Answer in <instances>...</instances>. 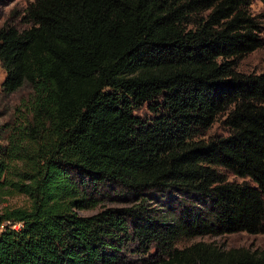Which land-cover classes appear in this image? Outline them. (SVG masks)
Here are the masks:
<instances>
[{
  "label": "trees",
  "instance_id": "1",
  "mask_svg": "<svg viewBox=\"0 0 264 264\" xmlns=\"http://www.w3.org/2000/svg\"><path fill=\"white\" fill-rule=\"evenodd\" d=\"M25 1L28 28L0 27L1 93L28 91L0 126V199L28 200L0 212V264H264L175 247L264 235V72L237 70L264 45L252 0Z\"/></svg>",
  "mask_w": 264,
  "mask_h": 264
},
{
  "label": "rangeland",
  "instance_id": "2",
  "mask_svg": "<svg viewBox=\"0 0 264 264\" xmlns=\"http://www.w3.org/2000/svg\"><path fill=\"white\" fill-rule=\"evenodd\" d=\"M30 1L25 0H0V27L5 23L13 25L19 30L28 28V25L22 21V16L24 11ZM250 11L253 15L260 18L262 28H263V38H264V6L259 0H252L250 6ZM237 70L244 74L249 73H263L264 72V45L262 48L254 51L245 58L239 61ZM6 73L0 64V126L4 123L11 121L16 114L17 108L20 107L21 100L26 99L28 91L24 89L20 92L11 94L9 96L3 95L1 93V85L5 80ZM140 117L148 118L150 112L147 107H143L136 112ZM221 118L215 122L211 128L207 131L205 137L213 136H224L227 134V129L221 124ZM230 180L241 181V179L229 176ZM174 195V199L170 194H154L153 203L154 206L165 204L178 205L180 200L186 201L189 204H194L198 210L204 208L203 202L198 201L193 197ZM28 200L24 196L14 195L12 197H6V199H0V212L5 206H27ZM129 202L125 200L111 201V199H106L101 204L100 208L104 207H122L129 206ZM99 208V209H100ZM97 212L96 210H85L78 211L81 216H91ZM204 242L212 243L218 247L225 250L243 248L250 251H260L264 250V235H250L244 232L235 234H225V235H215V236H202L195 237L192 239H181L176 243L175 247L178 249L190 246L194 243Z\"/></svg>",
  "mask_w": 264,
  "mask_h": 264
},
{
  "label": "built area",
  "instance_id": "3",
  "mask_svg": "<svg viewBox=\"0 0 264 264\" xmlns=\"http://www.w3.org/2000/svg\"><path fill=\"white\" fill-rule=\"evenodd\" d=\"M9 224V223H8Z\"/></svg>",
  "mask_w": 264,
  "mask_h": 264
}]
</instances>
